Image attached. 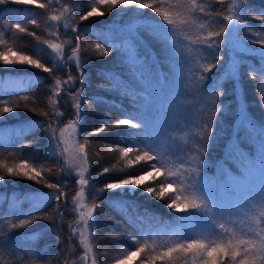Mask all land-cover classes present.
<instances>
[{
    "label": "trees",
    "instance_id": "16d2710c",
    "mask_svg": "<svg viewBox=\"0 0 264 264\" xmlns=\"http://www.w3.org/2000/svg\"><path fill=\"white\" fill-rule=\"evenodd\" d=\"M38 2L48 4L49 0H38ZM199 2L206 5V10L214 13L222 11L227 15L231 0H224L223 4L218 0H199ZM93 3L95 0H59V2L52 0L51 7L46 11L35 5L18 4L9 0L7 4L0 5V24L7 25L2 30L5 51L0 48V54L9 60L18 61L17 53H22L32 59H39L46 67H52L54 60L42 41L48 40L52 32L49 15H60V9L65 6L67 11L61 16L57 29H54L59 44L64 45L65 58L76 46L74 42L70 46L66 43L70 38L74 41L73 27L78 26L80 33L83 34L82 60H87L83 65L84 98L91 100L99 96L107 102V104L95 105V110H88L85 106V117L82 124H79L78 140L79 143L85 144V151L89 156L87 178L90 179V185L84 186L86 191L83 195L88 205H95L91 241L96 264H116L117 260L135 250L137 245L130 239L132 236H137L142 243L145 240L149 244L160 245L173 242L175 240L173 232L182 228L183 213L168 209L166 199L158 200L152 197L143 187H137L135 192L123 189L100 191L107 183L134 177L148 170L143 165L125 168L124 158L113 150L117 146H128L123 130L102 132L88 137L92 128L99 127L106 120L115 121L117 118H123L115 108L110 115L107 114L108 105L113 102L117 106L122 103L125 109L132 111L129 99L101 87L108 83L104 73L119 72L130 86L147 89L154 96L157 95V91L156 87H149L146 83L134 80L127 68L117 67L120 57L118 50L113 49L111 55L102 57L95 51V44L101 43L106 48L113 44H122L128 38L129 25L136 26L133 43L136 44L144 67L149 69L148 78L152 85H156L157 74H162L167 80L164 91L175 89L176 100L179 102L175 117L173 118L171 112L168 113L170 124L166 129L167 136L170 137L168 145L161 143L156 146V152L153 154L158 155L169 149L179 154V150L187 151L183 147L185 144L192 145L198 140L197 134L200 130L195 125L202 118L207 117L211 104L210 96L199 93L195 86L196 72L200 71L198 65L206 63L204 58H210V54L199 44L192 45L189 37L194 40L197 35H206L207 31H219L225 22L213 17L218 22L200 33L197 25L204 23L205 17L197 13L196 25L187 23L175 31L168 29L170 35L165 40L167 26L162 19L151 10H139L135 5L127 8L123 5L116 7L98 5V13L103 12L105 15H95L87 21H80L79 17L89 11ZM240 3L244 4L242 18L246 24L254 30L264 32L261 22L253 18L264 10V0H238V4ZM33 19L37 20V24L30 23ZM173 19H176L179 25V21L186 18L174 16ZM15 23H20L27 31L21 33L11 28L10 25ZM65 24L69 26L65 28ZM36 36H39L40 40H37ZM237 37L241 48L260 47L251 43L253 33L246 29H241ZM9 47L12 48L11 53L7 52ZM165 47L169 50L167 57L163 51ZM173 51L176 53L175 56L171 55ZM232 54L234 55V51L228 47L220 50L219 55L223 59L218 67L211 71L205 85L209 91L215 86L226 93L219 98L224 110L220 114L219 123L214 125L215 139L209 140L208 151L205 153L209 161L205 172L208 177H215L221 164L232 175H240L238 164L225 156L231 144L238 142L239 150L246 154L251 155L255 152V146L247 139V130L241 123L245 116L252 124L264 126V82L259 79L254 80L249 75V66L260 68L259 54L235 53L236 58L243 61L239 69V79H224V75L229 70L227 64L233 58ZM178 59L180 63H177ZM2 61L0 60V101L8 103L7 105L0 103V109L7 106L12 112L0 114V161L11 165L21 159L27 160L41 171V178L45 181L60 184L66 195L60 202L62 217L58 216L54 221L37 220L23 228L10 230L8 221L18 222L21 219H28L26 215L28 212L33 216H40L44 212L52 214L57 201L54 198H47V194L54 190L23 177L7 176L5 170L0 168V175H5V180L0 182V235L10 233L7 245L0 249V264H65V260L75 261L81 256L77 241L74 238L69 239L70 227L74 219L71 199L72 191L76 189L75 185H72L75 179L67 176L64 171H59L62 167L61 159L53 154L44 130L39 126L46 118L38 114L40 111L55 112V108L48 101L51 95L49 86L54 84L53 76L63 81L67 78L68 72L61 69L49 75L34 66L19 63L5 65ZM181 72L192 76L193 87L187 90L184 87H177L175 77ZM71 75L77 77L75 86L71 88V91L75 92L81 88V83L74 64ZM217 80L221 81L219 85L214 83ZM22 97L26 99H21ZM72 103L74 101H69L66 95H63L59 101V110L64 113L60 125L74 119ZM17 104L20 106L17 107ZM33 108L36 109L35 112L32 111ZM85 137H88L87 141ZM104 168H109L110 171L97 175ZM122 168L124 170L120 171ZM146 186L154 185L146 182ZM37 194H41L39 203L34 199L28 202L21 201L27 196L37 197ZM250 195L252 196L250 200H257L256 203L263 206L264 210V200H261L257 194ZM12 200L17 201L14 207L9 205ZM243 209L244 207L241 208ZM261 226H264V221L261 222ZM183 235L188 234L183 233ZM9 248L21 251L9 253L7 251ZM160 250L157 247V251ZM23 253L38 255L27 258ZM151 254V250L146 249L137 257H133L128 264H140L141 260H146ZM173 258L175 264H186V262L190 264V257L182 253H174ZM156 264H169V262L156 261Z\"/></svg>",
    "mask_w": 264,
    "mask_h": 264
},
{
    "label": "snow or ice",
    "instance_id": "6c2138e0",
    "mask_svg": "<svg viewBox=\"0 0 264 264\" xmlns=\"http://www.w3.org/2000/svg\"><path fill=\"white\" fill-rule=\"evenodd\" d=\"M9 0H0V5L7 4ZM18 4L35 5L39 9L46 11L51 7L52 0L48 4L39 3L38 0H12ZM59 2V0H57ZM223 4L224 0H218ZM98 5H123L125 8L135 5L139 10L148 9L152 13L157 14L166 24V35L164 39L167 40L170 32L177 30L187 23L193 25L197 24V13L203 14L205 22L197 25L199 32L203 33L206 28L213 27L218 20L213 19L217 17L224 21L219 31H207L206 35H197L196 39L189 37L192 45L199 44L203 49L210 54L205 57L206 63H200V71L196 72L195 86L201 94H207L211 98V104L207 112V117L202 118L195 126L199 128L198 140L195 144H185L183 147L187 151L179 150V154L169 149L162 151L158 155L156 146L161 143L168 145L170 137L167 136L166 129L170 126L168 113L171 112L173 118L176 115L179 102L176 100V90L172 89L168 92L164 91V85L167 80L162 74H157L156 85H152L148 78L149 69L145 68L143 61L138 55L136 44L133 43L135 38L136 26L129 25L128 38L122 44H113L106 48L103 44H95V51L102 57L112 54V50L120 52L118 68H127L128 73L134 80L148 84L149 87H156L157 95L154 96L147 89H138L130 86L125 81L124 77L116 71H106L104 73L107 85H101L106 91L116 92L122 98H127L132 104V111H128L121 103L117 106L114 102L108 105V115L111 114L115 108L123 118H117L115 121L106 120L100 124L99 127H94L88 133V137L95 136L102 132H110L116 130H123L125 133V142L128 146H117L113 150L119 152L120 156L124 158V167L132 168L138 165L147 167V171L142 172L134 177H127L115 183H107L100 191L123 189L135 192L137 187H143L144 191L156 199H166V207L172 210H179L183 213L181 218L182 228L179 231H174L175 240L170 244H161L157 246L155 243L149 244L147 240L143 243L137 236H132L130 239L137 245L134 251L116 261V264H128L133 258L144 252L146 249L151 250V255L146 260H141L140 264H156V261H168L169 264H175L173 258L174 253H182L186 257H190V264H264V226L261 222L264 221V210L259 212L258 217L249 218V224L241 229L236 225V221L231 219L233 216L232 209L235 208L240 211L245 205L251 204L249 199L250 194H257L261 200H264V126H256L247 120L245 116L241 123L247 130V139L251 140L255 146V152L251 155L239 150V143L231 144L225 152L228 160L238 164L240 175H232L223 164L218 166V172L215 177H208L205 172L209 166V161L205 155L208 151L209 140L215 139L214 125L219 123L220 114L223 113L224 106L219 103V98L225 95L223 89L212 87L209 91L205 85L210 78L209 74L213 69L218 67L220 61L223 59L219 52L222 48L228 47L234 51L233 58L230 63L228 72L224 75V79H239L240 65L242 60L236 58L235 53L251 52L258 53L260 57V68L250 67L249 75L252 79H259L264 82V32L254 30L248 26L242 18L244 4H238V0H231L228 5V14L224 15L222 11L212 12L206 10V5L199 2V0H95L91 5L89 11L79 17L80 21H87L90 17L95 15H105L103 12L97 10ZM167 9V10H166ZM67 11V7L60 9V15L50 14L48 19L52 22L59 23L61 16ZM185 17L181 19L179 25L177 20L173 17ZM253 18L261 22L264 26V10L260 14L254 15ZM31 24H37V20L30 21ZM69 25L65 24L67 28ZM11 28L23 33L27 29L22 27L20 23L10 25ZM241 29H246L253 33L251 43L259 45V48H241L238 32ZM74 41L70 38L66 43L70 46L73 42L75 47L71 49L72 55H68L64 59L65 53L62 51L63 44L54 43L50 40H43L42 43L53 52L58 54L53 57L54 63L52 67H46L39 59H32L30 56L17 53L19 57L17 60H9L3 54H0V60H3L5 65L12 63H19L21 65L34 66L36 69H41L44 72L52 75L53 72L64 69L68 72L67 78L61 81L59 78L53 76L54 84L49 86L51 95L48 101L55 108L54 113L40 111L38 114L45 117V121L39 125L43 128L46 138L49 142V147L53 154L59 157L63 153H67L65 148L63 153L57 152L60 142L68 143L69 137H75L77 133V125L82 124L85 117V106L88 110H95V105L107 104L102 97H95L94 99H85L83 95V65L87 63L86 59L82 60L81 44L84 36L80 33L79 27H73ZM35 36V33H30ZM56 36L57 33H50ZM3 33L0 32V36ZM40 40L39 36H36ZM246 39V38H245ZM0 43H4L0 40ZM164 55H169V50L165 47ZM7 52L11 53L12 48H7ZM171 55H176L175 51ZM73 60L75 61V68L79 73L81 88L75 92L71 91L76 84L77 77L71 75L73 68ZM177 63H180L179 59ZM177 87H184L185 90L193 87L192 76L186 73H179L175 77ZM216 85L221 83L220 80L214 82ZM66 95L72 103V111L74 119L69 120L63 127H60V120L64 113L59 110V101L62 96ZM26 99V98H21ZM7 105V101H0ZM17 107L20 105L17 104ZM26 107V105H25ZM36 111L35 108L32 109ZM203 112V110H201ZM12 112V109L5 106L0 109V114ZM59 129L60 139H57L56 130ZM70 130V131H69ZM67 132V136L65 133ZM239 132V130H238ZM85 137V140H88ZM134 156V158H133ZM83 160V163L89 162L88 153L85 151V144L80 143L77 154L73 156L74 160ZM0 168L5 170V174L10 177H23L34 181L37 184H42L48 189L54 190L47 194V198H54L57 201L56 208L53 213L44 212L40 216H33L31 212L26 215L28 219H21L18 222L8 221L10 230L23 228L37 220L54 221L58 216L62 217L60 212L61 200L66 193L62 190V186L58 183H51L41 178V171L30 164L27 160L21 159L19 162L9 165L4 161H0ZM79 168V165H78ZM124 169H120L123 171ZM60 172L64 168L59 169ZM110 171L109 168H104L102 172L97 175H103ZM80 191L76 193L77 196L82 197L86 189L84 186L90 185V179L85 178L84 172L80 171ZM5 180V175H0V182ZM148 184L154 186H146ZM37 194V203L39 197ZM95 205H93V208ZM93 208H88L87 212L79 211L78 222H82L88 228L94 225ZM76 210H79L77 205ZM183 233H187L184 236ZM195 235V238L193 237ZM10 233L0 235V249H3L8 243ZM76 236V228H72V239ZM80 243L85 249V255L79 259L81 261L87 260V253L93 252V245L90 242V236L86 232L80 233ZM157 247L161 250L157 251ZM9 253L13 251H21L20 249H7ZM30 255V253H23ZM31 255H38L32 253ZM65 264H76L75 261L65 260ZM92 264H96L95 258ZM187 264V262H186Z\"/></svg>",
    "mask_w": 264,
    "mask_h": 264
},
{
    "label": "rangeland",
    "instance_id": "374dc122",
    "mask_svg": "<svg viewBox=\"0 0 264 264\" xmlns=\"http://www.w3.org/2000/svg\"><path fill=\"white\" fill-rule=\"evenodd\" d=\"M50 22H51V26H52V32L51 33H53L54 29L56 30L57 27L59 26V23L57 24V22H52V21H50ZM4 27H7V25H5L4 23H2V25L0 24V32H2ZM57 37L50 34V38L48 40H50V41H52L54 43H59L58 42L59 39ZM0 40H3L2 36H0ZM46 47H47V45H46ZM0 48L2 50H4L5 43H0ZM49 51L51 53L52 58L53 57H57V61H58V59H59L58 54L53 52V50H51V49H49ZM62 51L64 52L63 49H62ZM70 55H72V52H70ZM232 56H233V54H232ZM63 58L66 59L65 55H64ZM230 63L231 62H228V64H227V68L228 69L230 67ZM73 64H75L74 60H73ZM66 123L61 124L60 127H63L64 124H66ZM77 133H78V135H76L75 137H69L68 138V143L67 144L64 143L63 141H61L57 151L63 153V150L65 148L68 149L67 153H63L59 157L61 159L62 167L64 168V173L67 176L72 177V178L75 179V180L72 181V185H75L76 189L72 191L73 195H72V199H71V205H72L71 210H72V213L74 214V219H73V221L71 223L70 230H71V236H72V228H76V236L73 237V238L77 241V244L79 245V248L81 250L80 251L81 256H83V255H85V249L83 248V246L80 243V233L82 231H84L87 234H89L90 242L92 243V241H91V228H88L82 222H78L79 211L87 212L88 208H93V206H90V205H88L85 202L84 195L82 197L76 195V193L80 191V187H81L80 184H79V181H80V174L79 173H80V171L84 172L85 178H87V175H88V163L87 164L83 163L82 158L79 159V160H74L73 159V156L77 154L78 147H79V144H80L79 140H78V137H79V124L77 125ZM65 135L67 136V132L65 133ZM56 136H57V139H60V132H59L58 128L56 130ZM78 165H79V168H78ZM251 197L252 196L250 195L249 199ZM33 199L36 201L37 197H35V196H27V197L21 199V201L23 202L24 200H26L28 202V201H32ZM40 199L41 198L39 197V200ZM16 202H17L16 200H12L9 203L10 207H14ZM251 202H252L251 204L245 205L246 207L244 206L243 210L240 209V211H237V210H235V208H233V212H235V213H234V215L232 216L231 219H234L236 221V225H231L230 224L229 226H237L238 228L243 229V228H245L246 225L249 224V218L254 217V216L257 217L259 215V212L261 210H263V206H261L260 204L256 203L257 200L255 201V200L251 199ZM77 205L79 206V210H76ZM93 215H94V208H93ZM192 238H195L194 234H193ZM156 245H160V244L157 243ZM25 257L30 258L31 255H25ZM79 258L75 260L76 264H92V261H93L94 258H95V261H96V257H95V254H94V249H93V252L87 253V260L86 261H81Z\"/></svg>",
    "mask_w": 264,
    "mask_h": 264
}]
</instances>
